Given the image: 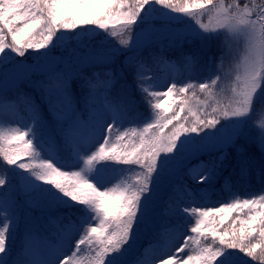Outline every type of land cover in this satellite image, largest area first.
Returning <instances> with one entry per match:
<instances>
[{"label":"snow or ice","instance_id":"1","mask_svg":"<svg viewBox=\"0 0 264 264\" xmlns=\"http://www.w3.org/2000/svg\"><path fill=\"white\" fill-rule=\"evenodd\" d=\"M0 264H264V0H0Z\"/></svg>","mask_w":264,"mask_h":264},{"label":"trees","instance_id":"2","mask_svg":"<svg viewBox=\"0 0 264 264\" xmlns=\"http://www.w3.org/2000/svg\"><path fill=\"white\" fill-rule=\"evenodd\" d=\"M197 47H198L197 44L184 46L183 51L184 52L195 51ZM157 51H159V49H157ZM163 55L168 60L177 59L180 55V49H169L168 48L167 50H163ZM206 61H207V57L204 56L201 60V64L202 65L205 64ZM159 71H160L159 69L154 67L153 68V75L158 73ZM207 75L208 74L206 72L200 73L199 76L193 77V79H198V78H200V76H207ZM135 99L138 102L137 103L138 111L141 113H144L146 116L149 112L148 106L144 103V100L140 97V95L138 93L135 94ZM129 126H132V125H129ZM255 152H257V155H258V151L255 150ZM230 172H231V167H229L223 173V175L221 176V178L219 180H221L222 177L224 178V177L228 176ZM232 179H233V188L236 191H239L242 196H244L246 193L257 192L262 187L261 183L256 179L255 169H253L252 176L247 182L241 181V182L237 183L235 176H233ZM219 180H217L216 183H218ZM212 198H213V196H212Z\"/></svg>","mask_w":264,"mask_h":264},{"label":"rangeland","instance_id":"3","mask_svg":"<svg viewBox=\"0 0 264 264\" xmlns=\"http://www.w3.org/2000/svg\"><path fill=\"white\" fill-rule=\"evenodd\" d=\"M166 43H167V42H165V44H166ZM185 46H188V45L186 44ZM197 46H198V44H197ZM157 49H159V47H158ZM167 49H168L167 47H164L163 50H167ZM60 51H61L60 49H56V50H55V52H56L57 55L60 54ZM13 55H14V54H13ZM16 59H17V60H21V59H24V58L16 57ZM154 75L158 76L161 80H165V79H167L168 82H170V80H171L170 76H168V74H167L166 72H164V71H159L158 73H156V74H154ZM160 90H164V89L162 88V89H160ZM200 95H201V99H203V98H204V97H203V94H200ZM13 126H15V125H13ZM132 126H134V125H132ZM140 126L142 127V125H140ZM125 127H131V126H129V125H125ZM252 135H254V133H252ZM255 150H257V149H255V148L252 149L253 152H255ZM257 151H258V150H257ZM61 155L63 156V155H65V154H64V153H61ZM62 163H66V164H67V163H71V161L65 159L64 161H62ZM73 170H75V169H73ZM17 171H19V170H17ZM125 177L129 180V182H135V180H136V178H137L134 172H127V173H125ZM226 187H227V185L225 184V180H224L223 177H222L221 180L218 181V183L215 184V188H216L217 190H219V189H221V188H226ZM162 196L166 199V198H167V193H162ZM241 196H242V195H241ZM223 199H224V195H223V194H221V195H219V196H217V195H213V198H212L213 201H217V203H216L215 206H219V201H222ZM65 211H67V210H65ZM193 219H194V218H193ZM183 227H190V225H183ZM189 234H190V233H189ZM151 238H153V237H152L151 234H150V236H149L148 239H151ZM148 239H145V240L143 241V243L146 244V243L148 242ZM179 243H182V241H179ZM241 256H243V254H241ZM245 259H247V258H245Z\"/></svg>","mask_w":264,"mask_h":264}]
</instances>
